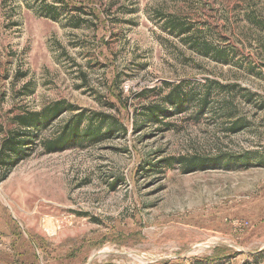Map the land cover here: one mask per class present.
<instances>
[{
    "label": "rangeland",
    "instance_id": "1",
    "mask_svg": "<svg viewBox=\"0 0 264 264\" xmlns=\"http://www.w3.org/2000/svg\"><path fill=\"white\" fill-rule=\"evenodd\" d=\"M68 1L85 12L0 0V146L56 102L125 129L47 154L66 112L26 131L19 160L0 153V264H264V0ZM177 87L179 112L142 120ZM218 156L188 174L166 162Z\"/></svg>",
    "mask_w": 264,
    "mask_h": 264
},
{
    "label": "trees",
    "instance_id": "2",
    "mask_svg": "<svg viewBox=\"0 0 264 264\" xmlns=\"http://www.w3.org/2000/svg\"><path fill=\"white\" fill-rule=\"evenodd\" d=\"M59 4L61 10H70L73 13L81 14L85 7L82 4H72L68 0H56ZM75 3V2H74ZM45 5V3H44ZM46 14L51 16V19L55 20L56 17L60 14V10L55 5H45ZM91 15L95 20H99L98 15L93 9H90V13H84ZM200 46V45H199ZM201 53L203 55H211L212 58L220 63H226L228 61L227 54L223 51L215 49L212 45L208 43H203L201 46ZM178 89L169 92L166 95L163 105H155L145 108L142 113V120L145 122L151 123H160L162 117H168L169 113L167 112V107H173L176 111H180L183 106L189 102L185 99V95L176 91ZM208 92L204 94L200 99V107L205 108L208 101ZM117 102L120 103V99L117 98ZM112 106V105H110ZM113 107V106H112ZM111 107V108H112ZM118 110V109H117ZM70 113L69 118L65 121L62 127L57 131L56 135L53 138H49L42 141V146L44 152L47 154L61 152L72 147H81L84 142H97L100 141L103 137L111 136L117 129H125V125L122 124L121 120L118 117L113 115H108L100 112H88L86 110L78 109L73 105L66 104L64 102H56L49 107H46L43 111L36 112H27L22 115L16 116L14 119L17 122L19 133L9 135L2 145L0 146V153L4 156H13L15 160H19L25 154L22 138L27 134V130L39 129L41 127H48L53 121H55L61 114ZM241 127L232 126L229 130L231 132H237ZM24 134V136H23ZM4 160V159H3ZM175 161L178 165L182 167V172L184 174L191 173L196 170H206L212 166H218L227 164L226 158L223 156H218L215 158H203V157H179L176 159H169L167 164ZM233 159L231 158V161ZM229 161V162H231ZM236 162V161H234ZM7 165L6 161H1L0 165ZM227 164L226 166H228ZM238 254V253H236ZM254 257V256H250ZM182 260L179 261H161L155 264H181ZM197 264H206L202 261H195ZM110 264V263H108ZM210 264V263H207ZM211 264H214L212 262Z\"/></svg>",
    "mask_w": 264,
    "mask_h": 264
},
{
    "label": "water",
    "instance_id": "3",
    "mask_svg": "<svg viewBox=\"0 0 264 264\" xmlns=\"http://www.w3.org/2000/svg\"><path fill=\"white\" fill-rule=\"evenodd\" d=\"M218 244H220V245H224V246H227V247H231V248L235 249L237 252H243L241 249H238V248H236L235 246H232V245H230V244H228V243H225V242H218ZM263 251H264V247L261 248L258 252H255V253H260V252H263ZM255 253H253V254H255ZM103 254H108V253H103V252H96V253H94V254L89 258V260L87 261L86 264H91V262H92L93 259H95L96 257H98V256H100V255H103Z\"/></svg>",
    "mask_w": 264,
    "mask_h": 264
},
{
    "label": "built area",
    "instance_id": "4",
    "mask_svg": "<svg viewBox=\"0 0 264 264\" xmlns=\"http://www.w3.org/2000/svg\"><path fill=\"white\" fill-rule=\"evenodd\" d=\"M234 224H235L236 226H245V225H246V223H244V222H239V221H234Z\"/></svg>",
    "mask_w": 264,
    "mask_h": 264
},
{
    "label": "bare ground",
    "instance_id": "5",
    "mask_svg": "<svg viewBox=\"0 0 264 264\" xmlns=\"http://www.w3.org/2000/svg\"><path fill=\"white\" fill-rule=\"evenodd\" d=\"M212 243L214 242V240L213 241H211ZM201 250H203V249H201ZM135 256V255H134ZM138 258H143V256L142 257H140V256H137Z\"/></svg>",
    "mask_w": 264,
    "mask_h": 264
}]
</instances>
